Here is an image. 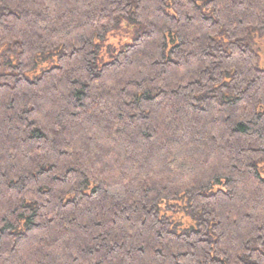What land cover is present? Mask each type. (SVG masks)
Returning a JSON list of instances; mask_svg holds the SVG:
<instances>
[{
    "label": "trees",
    "instance_id": "obj_1",
    "mask_svg": "<svg viewBox=\"0 0 264 264\" xmlns=\"http://www.w3.org/2000/svg\"><path fill=\"white\" fill-rule=\"evenodd\" d=\"M0 264H264V0H0Z\"/></svg>",
    "mask_w": 264,
    "mask_h": 264
},
{
    "label": "rangeland",
    "instance_id": "obj_2",
    "mask_svg": "<svg viewBox=\"0 0 264 264\" xmlns=\"http://www.w3.org/2000/svg\"><path fill=\"white\" fill-rule=\"evenodd\" d=\"M115 40H113V42H114ZM128 41H131V39H128ZM111 42H112V40H111ZM116 42V41H115ZM103 55H105L106 57L108 56L107 55V53H103Z\"/></svg>",
    "mask_w": 264,
    "mask_h": 264
}]
</instances>
